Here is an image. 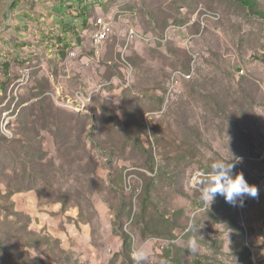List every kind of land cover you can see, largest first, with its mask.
I'll return each instance as SVG.
<instances>
[{"label": "rangeland", "instance_id": "rangeland-1", "mask_svg": "<svg viewBox=\"0 0 264 264\" xmlns=\"http://www.w3.org/2000/svg\"><path fill=\"white\" fill-rule=\"evenodd\" d=\"M13 1L0 264H264V18L239 0H94L83 25L61 0ZM99 17L114 32L87 67ZM60 37L78 72L51 51ZM78 89L93 92L82 111Z\"/></svg>", "mask_w": 264, "mask_h": 264}, {"label": "trees", "instance_id": "trees-1", "mask_svg": "<svg viewBox=\"0 0 264 264\" xmlns=\"http://www.w3.org/2000/svg\"><path fill=\"white\" fill-rule=\"evenodd\" d=\"M93 1L94 0H61L60 1V3H61L60 11L65 10V12H66V10H68V13L77 12V16H79L81 18L83 25H84V24H87L88 20L90 21L89 10H91L93 8V3H94ZM239 2L247 10H249V12H252V13L264 18V11L259 8V3L257 2V0H239ZM19 4H20V0L13 1L12 6H11V10H15ZM66 4H68V5L65 6ZM56 19H58L60 23L63 22L64 24H66V21H65L66 19L63 20L64 18L60 19L59 17H57ZM74 26L75 27H73V29H71L70 26L66 27L64 35L69 34L70 32H73L72 34L79 35V33H78V32H80L79 25L76 24ZM79 41H80V43L79 42L78 43L80 45L82 41L80 39H79ZM52 42H53V40H52ZM52 47H53V49L51 51L55 52V56L57 55L56 60L58 59L57 61L60 62V61H64L69 56V52L72 49H74L75 47H78V45L74 47L72 45V42H70L68 40V38L63 37V39H62V37H60L59 40L52 45ZM9 73H10V64L7 61H5L2 63V66L0 67V86H1L0 92L2 90L6 89V86H5L6 80H7L6 77H8ZM1 77L2 78L4 77L5 80H1ZM87 125L88 124H85L84 128H86ZM90 138L96 142V139L94 137H92L91 135H90ZM135 144L144 150L145 147L143 146V144L140 142V140L138 138L136 139ZM104 147L106 149V146H104ZM100 148H102V147H100ZM121 233H122L123 246H124L123 250H125L127 248V244H129V236L125 231H121ZM0 248L3 251L6 250V248L2 244L1 238H0ZM174 250L179 253V249L174 245L170 246L168 249H165L164 250V258L167 261H173V263H176V262L180 261V257L182 256V254H180V253L178 254ZM245 251L248 254H250L248 247H245Z\"/></svg>", "mask_w": 264, "mask_h": 264}, {"label": "built area", "instance_id": "built-area-1", "mask_svg": "<svg viewBox=\"0 0 264 264\" xmlns=\"http://www.w3.org/2000/svg\"><path fill=\"white\" fill-rule=\"evenodd\" d=\"M113 22L108 20L105 17H99L96 20V30L91 31V46H92V57L89 59L85 65L87 67L90 66L91 63L95 62V54H100V48L101 46L110 40L111 36L113 35ZM129 33H134V29H131ZM73 49L69 52V56L72 58H76L79 54V50ZM68 56V57H69ZM23 73H29V72H23ZM132 73L131 71V65H127V69H125L124 73V80L127 82L129 75ZM82 92L86 96V100L92 101L93 98V92L92 91H86L82 89Z\"/></svg>", "mask_w": 264, "mask_h": 264}, {"label": "bare ground", "instance_id": "bare-ground-1", "mask_svg": "<svg viewBox=\"0 0 264 264\" xmlns=\"http://www.w3.org/2000/svg\"><path fill=\"white\" fill-rule=\"evenodd\" d=\"M105 46V43L101 46L100 48V54H95V62L96 60L99 61L100 58L103 55V52L101 51V49ZM73 98V102L72 105H75V109L77 111H82L83 109H85L89 104L92 103V101L90 100H86V96L85 94L82 92V89H78V91L75 93V95L72 97Z\"/></svg>", "mask_w": 264, "mask_h": 264}, {"label": "crops", "instance_id": "crops-1", "mask_svg": "<svg viewBox=\"0 0 264 264\" xmlns=\"http://www.w3.org/2000/svg\"><path fill=\"white\" fill-rule=\"evenodd\" d=\"M77 50H80L78 49L77 47H75ZM78 62V61H77ZM80 63V62H79ZM60 65H66V67H60L62 70H66V71H70L68 68L70 66H74L76 64L75 61H72L71 58L67 57L64 61H60L59 63ZM78 64V63H77ZM71 68V67H70ZM72 70H75L76 72H78L79 70H77V67H74V68H71ZM70 74V73H69ZM76 74V73H75Z\"/></svg>", "mask_w": 264, "mask_h": 264}]
</instances>
